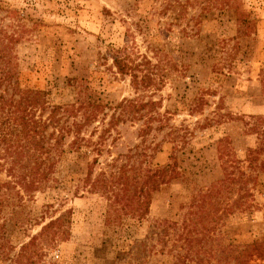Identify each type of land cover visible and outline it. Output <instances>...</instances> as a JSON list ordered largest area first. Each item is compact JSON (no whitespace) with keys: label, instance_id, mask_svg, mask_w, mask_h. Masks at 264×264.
Returning a JSON list of instances; mask_svg holds the SVG:
<instances>
[{"label":"rangeland","instance_id":"374dc122","mask_svg":"<svg viewBox=\"0 0 264 264\" xmlns=\"http://www.w3.org/2000/svg\"><path fill=\"white\" fill-rule=\"evenodd\" d=\"M0 264H264V0H0Z\"/></svg>","mask_w":264,"mask_h":264},{"label":"trees","instance_id":"16d2710c","mask_svg":"<svg viewBox=\"0 0 264 264\" xmlns=\"http://www.w3.org/2000/svg\"><path fill=\"white\" fill-rule=\"evenodd\" d=\"M115 62H116V65H117V68H118L119 72H121L123 74L129 72L130 68L128 67V65L126 63L121 61V59L116 58ZM100 105L101 104H93V106H97V107L100 106ZM58 108L61 109L63 112H74L75 111V107H74L73 104L72 105L71 104H66L65 106H58ZM95 114H96V111H94V110L86 111L85 112V119L90 120L92 118V116L95 115ZM83 125L84 124L78 125V128L76 129L77 135L75 136V139L72 141V143L77 144V149L80 147V144H81V142H83V140L87 141V139H85L84 137L80 136L81 127ZM63 130H64V128H63ZM65 134L66 133L64 132V134L62 136H64ZM86 143L88 144V142H86ZM170 169H171V165L168 164L166 166L157 165L155 169L147 168V169L143 170L141 175H140V176H142V178H140V177L138 178L139 179L138 181H140V182H142L141 181L142 179H145L144 183L141 184V187H140L141 191L142 192L146 191L147 190V188H146L147 184H149V183L153 182L155 185H159V182H161V180H165V176H166L167 172ZM173 170L174 169H172V171ZM90 176H91V171L89 170L86 178L90 179L91 178ZM127 179L129 181L130 180V176L129 177L127 176V178L124 179V181L122 183L123 185L127 184V182H126ZM104 180H105V178H104ZM104 180H103V183L105 184L104 187H106L107 186V183H106L107 181L106 180L104 181ZM115 205L116 204L112 201V203L110 204L111 207L108 210L109 218H110V219H108V221L109 220L111 221V217L113 215V212H115V210H116ZM147 206H148V200L143 199L142 201H140V204L138 206L131 207L128 212H130L131 214L138 215L139 217H141V216H144L145 212L148 210ZM65 216L66 215L64 213V214H62V216L59 217V219H64ZM54 222L55 221L51 222V224H53ZM253 249H255V246H253ZM257 252L258 253L260 252L259 248H256V253ZM240 258H241V256H240Z\"/></svg>","mask_w":264,"mask_h":264}]
</instances>
